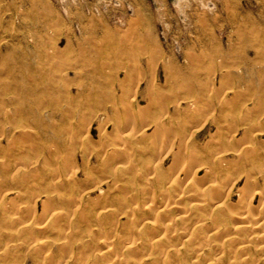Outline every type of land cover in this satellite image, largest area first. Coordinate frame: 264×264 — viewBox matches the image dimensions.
<instances>
[{"label": "rangeland", "instance_id": "rangeland-1", "mask_svg": "<svg viewBox=\"0 0 264 264\" xmlns=\"http://www.w3.org/2000/svg\"><path fill=\"white\" fill-rule=\"evenodd\" d=\"M233 94L251 116L246 110L236 115L241 130L221 136L241 139L243 126L257 120L255 155L264 164V0H0V264H95L106 249L99 243L104 236L122 233L127 243L153 239L139 212L152 201L141 189L152 178L146 163L156 132L199 118L186 135L204 145L233 120ZM128 108L133 118H125ZM131 121L138 131L126 129ZM113 142L124 152H101ZM234 149L229 157L238 154ZM250 161L240 159L238 166ZM189 178L175 186L153 183L169 189L168 202L182 195L165 221L175 228L200 198L190 195ZM203 180L200 190L210 183ZM231 183L223 199L212 196L209 208L199 210L210 219L224 200L234 209L219 231H211L209 220L203 224L199 254L210 263L252 257L264 264V249L252 234L264 223L236 229L247 210L238 204L240 193L253 196V221L262 216L264 197L251 192L242 175ZM34 211L38 218L31 219ZM127 212L135 232L125 223ZM15 217L27 221L15 224ZM241 240L250 242L235 248ZM115 246L123 254L120 240ZM178 254L182 260L174 258ZM159 255L164 264H199L189 245ZM111 256L103 263L111 264Z\"/></svg>", "mask_w": 264, "mask_h": 264}, {"label": "bare ground", "instance_id": "bare-ground-1", "mask_svg": "<svg viewBox=\"0 0 264 264\" xmlns=\"http://www.w3.org/2000/svg\"><path fill=\"white\" fill-rule=\"evenodd\" d=\"M143 52L144 51H142V53ZM140 53H141V51H140ZM156 53L155 54L158 55V53H160V52H156ZM143 54H145V53H143ZM161 55L162 54H160V56ZM158 57H159V55H158ZM158 57H157V59H159ZM113 77H114V75H113ZM109 79H111V78H108V80ZM234 94H237V93L235 92ZM239 95H237V96L234 95L233 96L234 98L231 96L232 99H230L231 98L230 97L228 100V105L230 106V111L233 112V114L232 113L231 114L234 115L233 120L229 121V122L226 121L225 123L227 125H225V124L222 126L219 125L220 126L219 129L221 131L218 130L217 134L215 133V135H213L210 139H208L205 143H203L204 145L196 143L194 141L193 136L188 137V135H186L187 134L186 131L188 130V128L190 126L192 127L193 125L195 126V124L199 121V118L189 117L182 124L177 125V126H179V130L175 129L174 131H172L174 126L169 125V128H167V129L164 128V129H161V130L156 132L158 134L157 137L159 136L160 138L158 139L155 135L157 140H155V142H153L154 144H152V146L150 147L153 150V153H152L151 157H147L149 159L147 160V163H146L148 165L147 166L148 169L154 167L153 168L154 173H151L150 170L146 169V171H147L146 174H151L152 178L148 177L147 180L145 181L146 186L144 185L145 187L141 189L142 193H143V198L145 200H152V201L150 203H147V204L144 203L142 210L140 209V212H139V216L141 217L140 224L144 225L150 229L153 239L147 240L146 242H143V243H136L134 241L127 243L125 241H122V233L115 234V235L113 233L114 236H104L100 240L99 243L102 246H104V248H106V249L100 251L97 259L95 260V262H96L95 264H105V263H103V260L107 259L110 254H112V256L110 257V260H109V261H111V259H112V261L110 262L111 264H139L138 261L136 260V257H143L146 254L148 255L147 257H145L146 262L142 261L141 264H146L148 261H149L148 263L153 262V264H164L161 262V255H159V254L170 253L171 251H177L181 247L187 246V245H189L191 247V250L194 254L193 255L194 261L193 262H196L199 264H222V262H220V260H222V258L220 260H218L216 263H210V262L204 261L202 259L203 254L201 255V254H199V252L201 253L204 251L203 249L205 247V245H204L205 241H204V237L202 236L203 233H201V231H203L202 230L203 224H205V222L208 220L210 221V227L209 228L211 229V231L212 232H214L216 230L219 231L222 227L221 223L224 220V216H225L226 212H230L234 209L231 208L228 201L224 200L225 202H223L222 205H220L218 207V209H216L214 214H212L211 217L209 216L210 219L205 218V216H203L204 215L203 213H199V210H203V209L205 210V208L206 209L209 208L210 204L208 201L212 198V196H215L218 199H223V196H222L223 190L229 185V183L232 182V178H234L235 176H238V175L239 176L242 175L245 177L246 185L248 187L250 186L249 188H251V190H253L251 192H255V191L257 192V190H259V192H257V194L264 197V164L263 163L261 164L259 162L260 159L258 160V158H259L257 156L258 153H257V155H255L256 152H258L257 151L258 149H257V147H255L257 145V143L255 140L256 139L255 138V136H256L255 132L256 131H254V130H259V129H256V127L259 124L258 121L254 120V123H251L253 126H250V124L243 126L242 131H241L243 134V137L241 139L235 138V136H232L233 138H231V139H225L223 137L224 136L223 131H225V132L228 131V133H231L233 135V133H236L239 130H241L240 123L237 124L234 122V120H236L235 119L236 115L238 118L239 117L238 114H241L242 112H244V110H246L245 111L246 114L245 113L244 114L247 115L248 117L251 116V111L249 109H247V107H245L243 102L240 101ZM128 109L130 110V108H128ZM128 109H126V111H128ZM131 110H130V112H128V114L126 116L124 115L125 113L123 114L125 116V118H133L132 116L136 115L135 112L134 111L131 112ZM137 114H138V112H137ZM125 120H127V119H125ZM136 121L135 122L134 121L127 122L126 125H124V126L126 127V129H129L131 131V133L135 132V130L138 131L140 126L137 124ZM262 131L264 132V129ZM262 131H260V132H262ZM222 132H223V136H221ZM154 134H155V132H154ZM115 143L113 142V144H108V147H105L101 152H103V151L105 152V151H109V150H111V151H109L111 153L124 152L125 146L120 147L118 144H115ZM164 147H169V149L164 148ZM233 148H235L234 151L237 152L240 156H238V154H236V155H234V158L229 157L228 151H230ZM165 149H167L166 152L164 151ZM200 149L206 150V155H204V156L200 155L199 154ZM146 153H148V152H146ZM128 157H129V155H128ZM240 159L241 160L247 159V160H251V161L246 162L245 164H241L240 166H238ZM166 160L170 161V164L168 167L167 166L165 167L163 165ZM157 171H160V172L156 173ZM121 172L123 174V171H121ZM192 172H194V174L192 176H190ZM199 173H203L202 177L200 179H199V177H200ZM116 174H118V172ZM116 174H114V176ZM162 175L164 177L161 178L160 176H162ZM225 175H227V177L229 178L228 181H227V179L222 178ZM184 176H185V178H183ZM187 178H189L188 183L193 184V186H194V188L189 191L190 195H193V196L199 195L200 198L197 201V203L195 202V205L192 208L185 210L186 212L181 216L180 220H181V223H183L182 227L181 228H175L172 223H170V222L165 223V221H166V217L168 215L169 209L176 207L175 205L178 204L177 200H179L182 195L180 196V194H179L176 197V200H172V201L168 202L169 195H170L168 193L169 189L168 188H160L159 190L158 189L156 190L157 186L155 188L154 181H157V183H159L161 185L163 183H165V185L167 183H171L170 186H175L179 182L180 183L183 182V179H187ZM202 178L204 180L207 178H210V181H209L210 183L208 186H206V188H203V190H200L198 188V185L199 184L202 185V183H201V180H203ZM115 183H117L116 185L120 184V183L118 184V182H115ZM245 188H247V187H245ZM245 188H244V190H245ZM230 192H231V189L229 190V195H230ZM240 194L241 195L239 196V203L238 204L246 206L247 210H246V212H244L240 216H238L241 224L237 225L236 229L244 230L245 228H248V229L249 228L256 229L258 227L262 228L261 226L264 223V210L259 212L260 215H262V216H260V217L257 216L259 219L256 218L258 220L253 221V218L251 217L252 215H250V213H249L250 209L252 208V202L251 201L253 199V196H250L248 193H240ZM255 194H253V195H255ZM158 196L161 197L162 199L166 200V203L164 202L165 203L164 205L161 202H158V200H157ZM136 197H137L138 201L141 200L139 195ZM117 201L119 202V199H117ZM128 202H129V200L126 201V203H128ZM158 206H164V208L160 209V208H158ZM104 207L105 206H103V205L101 206V208H104ZM86 210L87 209L84 207L82 211L88 212ZM105 210H107V209H105ZM42 212H43V210H42ZM46 213H47V211H46ZM196 213H198V215ZM195 214L198 216V217L196 216L198 219H197V221L193 222L192 219H193V216ZM42 215H44V214L41 213L40 217ZM51 215H53V214H51ZM131 215L132 214H130L129 212H127L124 215V216L130 217L129 221L127 220L129 223H127V222H125V223L127 224V226H131L128 230L135 232V219L132 218ZM80 216H82V215H80ZM31 217H32L31 219H35L37 217V214H35V211L33 212V215H31ZM43 217H45V216H43ZM63 217H64V215H63ZM65 217H68V216L65 215ZM28 218H29V216H28ZM24 220H25V218L15 217V218H13V223L20 224V223L24 222ZM40 227H41V225H40ZM252 234H255V235H253V238L259 241V243L261 244L260 250H263L264 249V229L262 228L260 231L253 232ZM114 237L116 238V240ZM117 240H120L123 243V248H124V251H122L123 254H131V255H123V254L119 253V252H121V250L118 251L117 247L115 246V243ZM179 241H182V242H180V243H182L180 248L178 247ZM207 241H208L207 244H209V245L212 244L211 243L212 241L210 238ZM249 242L250 241H248V240L247 241L241 240L240 243L235 244V248H237L238 246H239V248L247 247ZM230 250H234V249L232 247H230ZM154 253H157V255L154 256L153 255ZM174 258L176 260H182V258L180 257V254H178V257H174ZM235 263H237L236 259L231 261V264H235ZM240 263L241 264H258V260L253 259L252 257H244V258H242Z\"/></svg>", "mask_w": 264, "mask_h": 264}]
</instances>
